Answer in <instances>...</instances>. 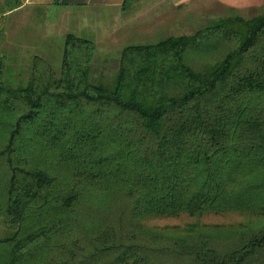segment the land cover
<instances>
[{"label": "trees", "instance_id": "16d2710c", "mask_svg": "<svg viewBox=\"0 0 264 264\" xmlns=\"http://www.w3.org/2000/svg\"><path fill=\"white\" fill-rule=\"evenodd\" d=\"M262 8L126 45L112 76L72 32L58 71L7 80L0 54V264H264Z\"/></svg>", "mask_w": 264, "mask_h": 264}, {"label": "rangeland", "instance_id": "374dc122", "mask_svg": "<svg viewBox=\"0 0 264 264\" xmlns=\"http://www.w3.org/2000/svg\"><path fill=\"white\" fill-rule=\"evenodd\" d=\"M208 3H211V9L205 8L204 5ZM262 10V7H258L237 12L221 6L217 0H134L125 9L113 11L102 8L84 13L83 25L77 34L93 40L96 44L94 73L112 76L117 69L120 51L126 45L156 43L169 35L191 34L197 29L210 26L220 16L238 14L250 17ZM10 21L11 19L8 23L7 20L5 22L0 54L4 58V74L7 80L14 81L15 78H26L25 73L35 49L31 48L30 23L22 26L17 22L9 24ZM52 41L56 47H48L43 54L58 71L63 36H53ZM237 220H243V217L219 215L208 218L207 221L228 223ZM175 222L174 219H152L149 224L162 226ZM3 229L5 228L0 222V236L5 232Z\"/></svg>", "mask_w": 264, "mask_h": 264}, {"label": "crops", "instance_id": "0c3cea01", "mask_svg": "<svg viewBox=\"0 0 264 264\" xmlns=\"http://www.w3.org/2000/svg\"><path fill=\"white\" fill-rule=\"evenodd\" d=\"M21 5L6 15L9 24H29L31 27V48L33 54L45 56L44 50L56 47L53 36L61 37L66 33L77 34L83 25L82 15L91 13L94 9H121L123 0H21ZM224 7L237 12L262 7L264 0H217ZM211 9V3L205 4ZM209 11V10H208ZM20 26V25H18ZM14 28V26H13ZM22 28V27H20ZM78 35V34H77Z\"/></svg>", "mask_w": 264, "mask_h": 264}]
</instances>
